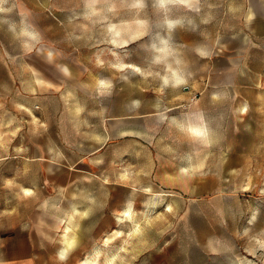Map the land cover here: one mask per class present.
I'll return each mask as SVG.
<instances>
[{
	"label": "rangeland",
	"instance_id": "obj_1",
	"mask_svg": "<svg viewBox=\"0 0 264 264\" xmlns=\"http://www.w3.org/2000/svg\"><path fill=\"white\" fill-rule=\"evenodd\" d=\"M86 262L264 264V0H0V264Z\"/></svg>",
	"mask_w": 264,
	"mask_h": 264
},
{
	"label": "bare ground",
	"instance_id": "obj_2",
	"mask_svg": "<svg viewBox=\"0 0 264 264\" xmlns=\"http://www.w3.org/2000/svg\"><path fill=\"white\" fill-rule=\"evenodd\" d=\"M180 1L183 2V3H185V4H186V3L188 4L190 0H180ZM25 194L28 196V195H31V192H30L29 190H26V189H25V190H24V195H25ZM26 195H25V196H26ZM59 222H60V221H59ZM61 222H62V221H61ZM63 236H64V235H63ZM68 241H69V240H68V237L65 236L64 244H66V245H65L64 248H62V251L60 252V255H61V256L64 255V254L68 251V248L70 249V247H71V245H70V243H68ZM62 243H63V242H62ZM62 247H63V246H62ZM84 264H95V263H94V262H86V263H84Z\"/></svg>",
	"mask_w": 264,
	"mask_h": 264
},
{
	"label": "crops",
	"instance_id": "obj_3",
	"mask_svg": "<svg viewBox=\"0 0 264 264\" xmlns=\"http://www.w3.org/2000/svg\"><path fill=\"white\" fill-rule=\"evenodd\" d=\"M251 11V10H250ZM250 11H249V13H250ZM252 13V12H251Z\"/></svg>",
	"mask_w": 264,
	"mask_h": 264
}]
</instances>
